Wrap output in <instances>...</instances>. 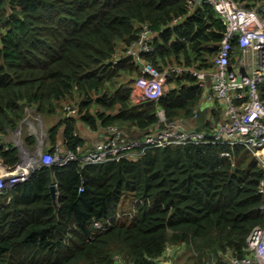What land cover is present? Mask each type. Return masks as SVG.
Wrapping results in <instances>:
<instances>
[{
    "label": "trees",
    "instance_id": "16d2710c",
    "mask_svg": "<svg viewBox=\"0 0 264 264\" xmlns=\"http://www.w3.org/2000/svg\"><path fill=\"white\" fill-rule=\"evenodd\" d=\"M238 1L248 8L264 5ZM144 23L155 34L154 50L143 58L159 70L195 67L217 53L225 32L212 6L190 11L187 0H0L4 165L20 161L10 141L27 107L55 121L50 146L63 143L71 150L84 144L80 123L95 132L116 125L126 138L138 139L158 121V107L168 120H193L202 99L193 75L170 76L158 101H136L139 65L126 57L112 62ZM65 104L78 112L65 116ZM218 112L203 109L193 127L201 122L209 128ZM263 176L245 147L213 144L170 145L136 160L85 168L77 162L42 168L0 194V264H116L120 258L157 264L182 246L191 251V264H228L223 255H246V237L264 222L257 194ZM95 220L111 226L96 232Z\"/></svg>",
    "mask_w": 264,
    "mask_h": 264
},
{
    "label": "built area",
    "instance_id": "2783aa9c",
    "mask_svg": "<svg viewBox=\"0 0 264 264\" xmlns=\"http://www.w3.org/2000/svg\"><path fill=\"white\" fill-rule=\"evenodd\" d=\"M187 4L190 11L198 4L212 6L224 25L225 32L216 54L199 60L195 67L172 64L159 70L143 58L144 54L154 50L155 34L144 23L141 24L136 39L115 52L112 62L117 64L123 57L136 62L141 70V75L135 82V87L140 90L138 97L152 101H158L164 96L170 76L190 73L202 89L201 103L194 110L193 120H196L203 109L211 112L214 109L220 110L221 117L208 120L206 125L209 128L199 130L197 127H186L187 120H168L165 110L158 107V121L142 138H126L121 128L109 125L105 127L107 139L94 147L87 148L80 144L75 150H71L63 143L50 146L43 117L40 114L39 117H33L31 111L35 109L27 107L25 118L15 131L17 134L24 125L30 124L29 135L24 139L26 157L21 165L17 166L18 163L12 170L0 174V194L25 182L32 173L42 168H61L70 162H77L81 168H85L124 158L136 160L149 149L170 145L243 146L264 169V5L248 8L238 0H187ZM181 21V17L175 18L171 24L173 26ZM205 103L211 105L204 107ZM78 110L68 104L63 106L65 116L73 115ZM33 119L39 122L40 128H36ZM27 136L36 138L33 146L27 143ZM39 147L41 150L36 151ZM221 154L230 156L227 151ZM53 185L57 189V185ZM80 190L83 191L84 188L81 187ZM257 194L262 198L263 203L259 208L264 213V176L258 183ZM110 226V220L105 223L98 220L93 222L96 232H104ZM245 251L246 255L239 256L228 250L223 257L228 264H264V222L250 230L246 237ZM168 255L170 256V251ZM172 257L164 259L168 262L162 264H175ZM207 264H216V261Z\"/></svg>",
    "mask_w": 264,
    "mask_h": 264
},
{
    "label": "rangeland",
    "instance_id": "374dc122",
    "mask_svg": "<svg viewBox=\"0 0 264 264\" xmlns=\"http://www.w3.org/2000/svg\"><path fill=\"white\" fill-rule=\"evenodd\" d=\"M207 57H211V56L207 55ZM138 99H142V98L138 97ZM210 105L211 104H209V103L208 104L205 103L204 107H207ZM41 114L44 118L45 130H47V132H50L52 127H53L54 120L52 119V117L48 113H41ZM31 115L33 117H39V113L34 111V110L31 111ZM217 115H218V119H219L221 117V112H218ZM36 119H38V118H36ZM32 121H33V124L36 126L37 129L40 128L38 121H36L35 119H33ZM198 128H199V130L202 129L201 122H200V125ZM29 132H30V124L24 125V127L21 130L19 129L17 134L14 132V134L11 138V141H10L11 144L13 143V145H15L18 143L20 145H24L25 136L29 135ZM42 133H43V130H42ZM26 141L30 146H33L36 143V138L34 136H27ZM33 150H34V148H33ZM40 150H41L40 148L38 150L36 149V151H40ZM55 200L57 201V199H55ZM130 216H132V215H130ZM124 220H125V222L130 223L132 218H130L128 216ZM190 254H191V251L189 250V248L187 246H182L179 251L174 252V256L172 257V262L175 264H191L187 261V258L190 256ZM165 262H168V261L164 260V259L157 260V264L158 263L162 264ZM116 264H129V263L126 262L123 258H120ZM193 264H195V263H193Z\"/></svg>",
    "mask_w": 264,
    "mask_h": 264
},
{
    "label": "crops",
    "instance_id": "0c3cea01",
    "mask_svg": "<svg viewBox=\"0 0 264 264\" xmlns=\"http://www.w3.org/2000/svg\"><path fill=\"white\" fill-rule=\"evenodd\" d=\"M139 94H140V90L137 89L135 87V85H134V95H133V97H134V99L136 101L143 100V98L142 99H138ZM191 121H193V120H191ZM191 121H189L185 126L186 127L187 126L193 127L194 126V121L193 122H191ZM53 125H54V123H53ZM79 125H80V128H79L80 133L79 134L84 140V146L87 147V148L94 147L99 142L107 139V137H108V133L105 131V129H100L99 131L95 132V131H90L89 128L86 127L82 123H80ZM13 168H9L8 166L4 165L2 160L0 161V174H5L9 169L12 170Z\"/></svg>",
    "mask_w": 264,
    "mask_h": 264
},
{
    "label": "water",
    "instance_id": "95a60500",
    "mask_svg": "<svg viewBox=\"0 0 264 264\" xmlns=\"http://www.w3.org/2000/svg\"><path fill=\"white\" fill-rule=\"evenodd\" d=\"M194 122H196V121H194ZM16 133V132H15ZM14 147H16L17 149H18V153H19V156H20V161L18 162L19 164L17 165V166H19V165H21L22 163H24V158L26 157L25 156V149H24V145H20V144H15L14 145ZM1 161V160H0ZM56 186L55 185H51V192H52V195H53V197L54 198H56V196H57V192H56Z\"/></svg>",
    "mask_w": 264,
    "mask_h": 264
},
{
    "label": "bare ground",
    "instance_id": "6f19581e",
    "mask_svg": "<svg viewBox=\"0 0 264 264\" xmlns=\"http://www.w3.org/2000/svg\"><path fill=\"white\" fill-rule=\"evenodd\" d=\"M39 148H41V147H39ZM39 148H38V149H39ZM38 149H37V150H38Z\"/></svg>",
    "mask_w": 264,
    "mask_h": 264
}]
</instances>
